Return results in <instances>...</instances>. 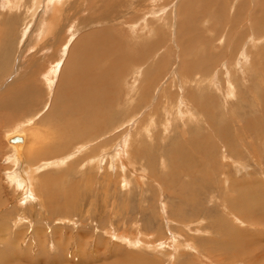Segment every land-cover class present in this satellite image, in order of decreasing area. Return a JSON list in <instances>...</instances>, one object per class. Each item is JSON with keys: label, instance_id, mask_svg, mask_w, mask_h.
Wrapping results in <instances>:
<instances>
[{"label": "rangeland", "instance_id": "obj_1", "mask_svg": "<svg viewBox=\"0 0 264 264\" xmlns=\"http://www.w3.org/2000/svg\"><path fill=\"white\" fill-rule=\"evenodd\" d=\"M50 2L0 0V97L9 74L41 88L33 111H0V264H264V169L253 162L264 168V138L257 159L237 138L227 150L217 137L228 128L239 138L245 119L264 118L260 0H68L79 12L53 17L54 30L68 25L61 39L39 38ZM77 29L79 38L110 31L119 78L113 89L103 80L109 89L94 109L103 122L85 133L64 91L54 107L60 76L50 91L44 78ZM15 130L38 138L13 158ZM235 238L243 245L234 250Z\"/></svg>", "mask_w": 264, "mask_h": 264}, {"label": "bare ground", "instance_id": "obj_2", "mask_svg": "<svg viewBox=\"0 0 264 264\" xmlns=\"http://www.w3.org/2000/svg\"><path fill=\"white\" fill-rule=\"evenodd\" d=\"M48 2H50L49 0H47ZM68 0H52V2H50V4H53L54 6H52L51 8L47 7V11L52 14V15H49V18H48V13L46 14V17L47 19L44 20L43 16L39 17V20H38V26H37V36L39 38H42L49 34L51 35H54V36H60L63 31H65L64 29L68 27V25H66L65 27H62V29L60 31H56L54 30V27L56 26L55 23L53 22V17H55V15L57 13H59V11H66L68 13V16L70 14V12H72L73 10H75V15L78 14L79 10L77 9V6H75V4H69L67 2ZM70 1V0H69ZM263 0H260L259 2V8H258V12H259V9H261L263 6V12H264V1H263V4L262 2ZM76 2V0H74V3ZM261 3V5H260ZM16 4V3H14ZM69 4V6H68ZM19 4H17L18 6ZM81 5V4H80ZM258 5V4H257ZM68 6V7H67ZM95 5H93V8H94ZM107 6H110V4H106L105 5V8H106V15L107 16H112L114 13L111 14L110 10L107 8ZM91 7V9H93ZM97 9V7H96ZM49 13V14H50ZM63 15V14H62ZM65 15V14H64ZM114 16V15H113ZM45 17V16H44ZM264 17V15H263ZM259 18H255L254 21L257 22ZM55 20V19H54ZM86 20V19H85ZM87 21V20H86ZM264 21V20H263ZM13 22V20L11 21ZM91 22V23H90ZM79 23V22H78ZM86 23V22H85ZM13 24V23H12ZM46 26V29L43 27V25ZM89 25L91 24H99L98 20H94V21H89L88 23ZM77 25V24H76ZM86 27H88L87 25H85ZM92 26V25H91ZM80 28V27H78ZM85 29V27H84ZM111 28H109L110 30ZM105 30V29H104ZM108 29L107 31H103V32H99V33H93L91 35H88L87 37L86 36H82L81 38H79V29L77 30H74L73 34L74 36L73 37H77L76 41L73 43V45L71 46V39H67L66 42L64 40L63 44H64V49L62 51V56H60V58H56V61L54 62L53 65H51L50 69L47 70V72L44 74V78L46 79V84L45 85H48V89L49 91L52 90L53 88L51 87L52 85H54L55 81L57 80L58 81V78L60 76V79H59V86L57 85V90H56V95H55V105L57 104L59 98L61 99L60 95L63 93L64 91V95L66 96L67 100H68V105L71 107L69 108L68 107V112H70L71 114H76L75 112H78L79 113V119L77 120L74 119L72 122L73 125L78 128H80V126L82 127V131L85 133V131H88L89 127L90 128H93L95 125H97L98 122L102 123L103 122V118L102 116H97L95 114V111L94 109L95 108V103L96 102H99L102 100V97L100 96L98 98V95H100V93H103V86L104 88L109 89L108 87V83L107 84H102L103 83V80L106 81L107 79V82L108 80L110 81V87L112 85V89H113V84L115 85V81H116V78H118L117 76H115L116 74V68L115 67V59L114 57L112 56V48H113V45L111 44V42L109 41L107 35L108 33L110 32ZM83 32V30L81 31V33ZM98 34V35H97ZM81 35V34H80ZM25 36V35H24ZM96 36V37H95ZM27 37V35H26ZM60 38V37H58ZM64 38V37H63ZM38 39V38H37ZM36 39V40H37ZM61 39V38H60ZM40 40V39H39ZM54 40V39H53ZM57 41V40H56ZM54 41V42H56ZM43 42V41H42ZM39 43V42H37ZM58 43V42H57ZM62 43V42H61ZM103 44V46H100V44ZM117 43V42H116ZM42 44V43H41ZM60 44V43H59ZM45 45V44H44ZM57 45V44H56ZM104 45H108V46H111L108 50H105V46ZM41 46V45H40ZM71 46V47H70ZM37 46H33V48H35ZM47 47V46H46ZM45 47V50L47 49ZM61 44H60V46ZM43 48V47H42ZM244 48V47H243ZM37 49V48H36ZM40 49V47H39ZM60 49V48H59ZM180 49V48H179ZM50 50V48H49ZM58 51V50H57ZM117 51V50H116ZM48 52V51H47ZM54 52V51H53ZM46 52H44L43 54H45ZM59 53V52H58ZM114 53V52H113ZM60 54V53H59ZM110 55V56H108ZM116 55V54H115ZM34 56V55H33ZM38 56V55H37ZM40 56V55H39ZM69 56L68 59H66L67 57ZM139 57V56H138ZM37 58V57H35ZM34 58V59H35ZM45 58V57H44ZM33 59V60H34ZM55 59V58H54ZM53 59V61H54ZM117 59V58H116ZM38 60V58H37ZM46 60V58H45ZM122 60V59H121ZM140 60V59H139ZM35 61V60H34ZM42 61V60H41ZM262 61V60H261ZM32 62V60H31ZM66 62V64H65ZM138 62V61H137ZM36 63V62H35ZM53 63V62H52ZM254 63V62H253ZM34 63H32L33 65ZM37 65H39L38 63H36ZM35 65V64H34ZM35 65V66H37ZM236 65V64H235ZM34 66V68H35ZM43 66V65H42ZM45 66V65H44ZM50 66V65H49ZM15 73H17V75L19 74V66L17 63H15ZM64 67V69H63ZM40 68V66H39ZM44 68V67H43ZM42 68V69H43ZM33 69V68H32ZM57 69V71H56ZM63 70V72H62ZM4 71V70H3ZM55 71L57 73H55ZM5 72V71H4ZM36 72V70H35ZM40 72V71H39ZM119 72V71H118ZM118 72H117V75H118ZM9 78L7 79V83L5 84V89L3 91V93L1 94V96H3L2 98L0 97V111H8L9 110H13L15 109L14 111H18V110H21V109H25L27 111V109H31L32 106L34 107L35 105H37L38 101H39V96L41 94V91L40 89L34 84L36 83L35 82H32L31 81V75H26L24 78L20 77V76H14L13 74H9ZM39 75V74H38ZM42 75V74H41ZM121 75V74H120ZM58 77V78H57ZM40 78V76H39ZM42 78V77H41ZM114 78H115V81H114ZM28 79V80H26ZM119 79V78H118ZM117 79V80H118ZM13 80L11 82V85H9L10 81ZM37 80V79H35ZM39 81V80H38ZM32 82V83H31ZM214 82V81H213ZM27 83V84H26ZM112 83V84H111ZM106 85V86H105ZM99 87V88H98ZM45 88V87H44ZM64 88V90L62 89ZM3 89V88H2ZM134 89V88H133ZM111 90V89H110ZM15 91H18L19 93L18 94H15V98H13L12 100H10L11 96H14L13 93H15ZM43 93V92H42ZM55 93V92H54ZM7 94H10L11 96H6ZM104 95V93H103ZM43 96V95H42ZM49 96V95H48ZM231 96V95H230ZM6 97V99H5ZM53 100V101H54ZM104 100V98H103ZM113 103V102H112ZM102 104V103H101ZM104 104V103H103ZM76 105V110H73V106ZM108 105V104H107ZM61 106V105H59ZM54 107H57L54 106ZM52 107V108H54ZM264 107V106H263ZM45 108H46V104H45ZM51 108V107H50ZM59 108V107H58ZM102 109V108H101ZM32 110V109H31ZM44 110V108L42 109ZM41 110V111H42ZM33 111V110H32ZM25 112V111H24ZM55 112V111H54ZM62 112V111H61ZM64 112V111H63ZM10 113V112H9ZM52 113V112H51ZM58 113V112H57ZM66 113V112H64ZM77 113V114H78ZM99 113V112H98ZM25 114V113H24ZM22 113V115H24ZM60 115V114H59ZM62 115V114H61ZM70 115V114H69ZM56 116V115H55ZM63 116V115H62ZM47 117V116H46ZM53 117H54V114H53ZM61 117V116H60ZM67 117V116H65ZM74 117V116H73ZM56 118V117H55ZM58 118V117H57ZM72 119V116L70 117ZM75 118V117H74ZM258 118H261L258 116ZM70 119V120H71ZM250 119V118H249ZM247 120L245 119V130L244 132H239V138L237 137V134H238V129H236V131L234 132V136H231L230 133H228V128H226L225 132L223 133H218L217 134V137H221V141L225 143V147L227 148V150L230 149L231 145L233 143H235V138H237L243 145V149L249 153L252 154L253 152V155H256L257 159H258V155L256 153V151H254V144H256L258 141H260L261 139L263 140L264 138V118L261 120V121H258V120H255L254 119H251V120ZM61 120H64V118H62ZM99 120V121H98ZM235 119L232 118V121H234ZM260 120V119H259ZM59 121V120H58ZM231 121V122H232ZM68 122V121H67ZM63 123V122H62ZM66 123V121H65ZM76 123V124H75ZM66 125V124H65ZM70 125V124H69ZM71 125V126H73ZM33 126V125H32ZM67 126V125H66ZM70 126V127H71ZM87 126H89L87 128ZM21 127V126H20ZM19 127V128H20ZM31 127V126H30ZM233 127V126H232ZM26 128V127H24ZM23 128V129H24ZM35 128V127H34ZM55 128V127H54ZM87 128V129H86ZM96 128V127H95ZM234 128V127H233ZM22 129V128H21ZM74 129V128H73ZM71 129V130H73ZM229 129H231V127L229 126ZM64 130V129H63ZM70 130V131H71ZM76 130V129H75ZM95 130V129H94ZM40 131V130H39ZM38 131V132H39ZM218 132V130H217ZM228 133V134H227ZM83 133H80L78 131V134L76 132V135L74 136H78V135H82ZM216 135V134H215ZM44 136V135H43ZM83 136V135H82ZM35 138V134L34 133H30L28 132L27 130H24V131H20V130H15V131H12L11 133L8 134L7 136V142L9 143V146H11V149H12V155H13V158H16L17 156L19 155H24V152L26 151V148L28 146V142H29V139L31 138ZM79 137V136H78ZM81 137V136H80ZM15 138H18V140L16 142H13V139ZM38 138V137H36ZM45 138V137H44ZM32 140V139H31ZM37 140V139H36ZM43 141V140H42ZM219 141V142H221ZM34 144V143H32ZM30 146H28L29 148ZM215 147V146H214ZM208 149V148H207ZM224 149V148H223ZM199 150V149H198ZM202 150V148H201ZM204 150V148H203ZM204 152V151H203ZM238 152V155L241 156L242 154H240V152H243V151H237ZM264 152V151H263ZM27 153V152H26ZM226 153V152H225ZM225 153L223 154V156L225 155ZM56 154V153H55ZM231 157L235 158V160L237 159V154L236 153H229ZM11 155V154H10ZM57 155V154H56ZM250 156V155H249ZM24 157V156H23ZM196 158V157H195ZM252 159H254L253 157H251ZM22 159V158H21ZM20 159V161H22ZM14 162H17L16 160L17 159H12ZM235 160H231V162L235 163ZM12 161V162H13ZM19 161V160H18ZM31 162V161H30ZM253 162L257 163L256 165H259V167L261 166V170L263 171V167L261 165V160H254ZM20 163V162H19ZM37 163V162H36ZM237 164V163H236ZM239 164V163H238ZM235 165V166H238ZM16 165V163H15ZM234 165V164H233ZM195 166V165H194ZM197 167H198V162H197ZM258 167V168H259ZM23 168V167H22ZM237 168V167H236ZM19 169V168H18ZM24 169V168H23ZM232 169V168H231ZM22 170V169H21ZM20 170V173L23 171ZM36 170V169H35ZM182 170V169H181ZM244 167L243 166H238V169L236 171H239V172H243ZM16 171H19V170H16ZM194 171V170H193ZM196 172V171H195ZM261 172V171H260ZM10 173V172H9ZM27 173V172H26ZM33 172H30L29 174H32ZM255 173V172H254ZM19 174V173H18ZM262 174V173H261ZM22 175V174H20ZM194 175V174H193ZM246 175V174H245ZM257 175V174H256ZM264 175V174H263ZM13 174L10 175V178H12ZM23 176V175H22ZM20 176V178L22 177ZM9 177V175H8ZM24 177V176H23ZM31 177V175H30ZM33 177V176H32ZM17 178V176H16ZM20 178H19V183H20ZM14 179V178H12ZM242 179H245V178H242ZM32 180V178H31ZM29 182L26 181L29 183L28 184V188L29 189H32V187L30 186V181ZM241 181V180H240ZM260 181V179H259ZM259 181L256 180V185H259ZM248 182V181H247ZM262 185V184H261ZM14 186V185H13ZM240 186V185H238ZM263 188V186H262ZM261 188V189H262ZM260 189V188H259ZM259 189L257 188V190L259 191ZM264 189V188H263ZM262 189V190H263ZM255 190V189H254ZM264 191V190H263ZM246 192V191H245ZM253 192V190H252ZM255 192V191H254ZM253 192V193H254ZM261 192V191H260ZM264 194V193H263ZM250 195H254V194H250ZM260 195V194H259ZM257 194L256 196V193H255V196L257 198V204L258 206L260 207V212L259 214L257 215V218L261 219L264 221V198H261ZM264 196V195H263ZM253 197V196H252ZM246 199V198H244ZM252 203V202H251ZM251 208V207H250ZM252 208H254L252 206ZM259 210V209H257ZM251 211V210H250ZM256 212V210H255ZM240 213V212H239ZM243 213H245L243 211ZM252 214V212H251ZM254 215V214H253ZM231 216V215H230ZM238 216V215H237ZM250 216V215H249ZM248 217V216H247ZM230 218V217H229ZM240 218V217H239ZM251 218V217H250ZM232 219V217H231ZM238 219V218H237ZM241 219V218H240ZM239 220V219H238ZM242 220V219H241ZM233 221V220H232ZM249 225L255 223V220H250L248 219L247 220ZM197 225V224H196ZM243 225V224H242ZM231 229V228H230ZM233 229V228H232ZM231 229V230H232ZM237 229V228H236ZM236 229H233L232 232L234 233H237V231H239L240 234H242L241 230H237ZM261 229V228H260ZM259 231V229H258ZM42 233V232H41ZM245 233V232H244ZM243 233V234H244ZM246 235V234H245ZM231 236V235H230ZM251 236H254V235H251ZM256 236V235H255ZM136 237V236H135ZM236 237V236H235ZM119 238V237H118ZM231 238V237H230ZM256 238V237H255ZM261 238V237H260ZM237 239V241L231 243V246L234 247V250L237 249L240 245H243V243L238 239V238H235ZM248 239V238H247ZM257 239V238H256ZM263 239V238H262ZM258 241V240H257ZM256 241V242H257ZM210 242V241H209ZM208 242V243H209ZM246 242V241H245ZM177 243V242H175ZM160 244V243H159ZM173 244V243H172ZM220 244V242H219ZM247 244V243H245ZM251 244V243H250ZM262 244V243H261ZM199 245V244H198ZM218 245V244H217ZM221 245V244H220ZM249 245V244H247ZM252 245V244H251ZM263 245V244H262ZM150 246V245H149ZM159 246V245H158ZM164 246V245H163ZM260 246V245H259ZM219 247V246H218ZM228 247V246H227ZM241 247V246H240ZM239 247V248H240ZM245 247V246H244ZM243 247V248H244ZM263 247V246H262ZM155 248H157V246L155 245ZM225 248V247H224ZM255 248V247H254ZM261 248V246H260ZM182 249V248H181ZM194 249V248H193ZM226 249V248H225ZM231 249V248H230ZM253 249V248H252ZM259 249V248H257ZM246 249H244L245 251ZM152 251V250H151ZM248 251V250H247ZM257 251V250H256ZM261 251V250H260ZM259 251V252H260ZM253 252V251H252ZM251 252V253H252ZM258 252V251H257ZM208 253V252H207ZM249 253V252H247ZM250 253V254H251ZM234 254V253H233ZM253 254V253H252ZM251 254V255H252ZM256 254V252H255ZM254 254V255H255ZM260 253H258L259 255ZM169 255V254H168ZM171 255V254H170ZM245 255V254H244ZM248 255V254H247ZM261 255V254H260ZM263 255V254H262ZM261 255V256H262ZM216 256V255H215ZM246 256V255H245ZM257 256V255H256ZM223 257V255H222ZM263 257V256H262ZM237 258V257H236ZM264 258V257H263ZM262 258V259H263ZM221 259V258H220ZM224 259V257L222 258ZM250 260H253V259H250ZM213 262V260H211ZM218 261H219V258H218ZM217 261V262H218ZM225 261V260H224ZM155 262V261H154ZM262 262V260H261ZM208 263V262H207ZM220 263V261H219ZM221 263H224V262H221ZM248 263V262H247ZM259 262H254V261H249V264H258ZM155 264V263H154ZM203 264V263H202ZM210 264V263H209ZM216 264V263H214ZM218 264V263H217ZM228 264V263H227Z\"/></svg>", "mask_w": 264, "mask_h": 264}, {"label": "water", "instance_id": "obj_3", "mask_svg": "<svg viewBox=\"0 0 264 264\" xmlns=\"http://www.w3.org/2000/svg\"><path fill=\"white\" fill-rule=\"evenodd\" d=\"M18 140V138H15V139H13V142H16Z\"/></svg>", "mask_w": 264, "mask_h": 264}]
</instances>
